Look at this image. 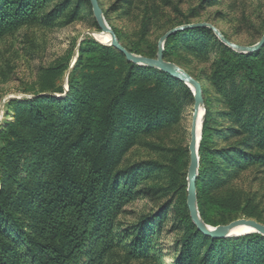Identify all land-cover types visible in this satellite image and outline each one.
Instances as JSON below:
<instances>
[{
	"label": "trees",
	"instance_id": "1",
	"mask_svg": "<svg viewBox=\"0 0 264 264\" xmlns=\"http://www.w3.org/2000/svg\"><path fill=\"white\" fill-rule=\"evenodd\" d=\"M219 1L200 0L185 24ZM97 2L108 22L122 9L118 3L125 10L132 4L115 0L103 8ZM151 20L152 11L144 7L138 39L124 49L156 57V47H140ZM85 21L99 30L89 0H0V40L28 25ZM253 30L249 46L261 40L264 17ZM70 56L39 69L31 98L6 104L0 125V264H111L118 253L126 261L158 263L155 242L168 223L177 234L172 264H264V237L213 239L191 222L186 147L166 149L165 161H126L142 139L182 126L183 113L193 104L191 91L93 40L80 45L65 91L61 82ZM186 58L204 65L194 78L215 107L206 108L198 148L200 218L212 227L241 217L263 224L254 195L232 185L248 169H264V43L239 54L208 27L194 26L169 35L163 45L162 59L191 76ZM140 199L159 204L157 210L135 223L117 220Z\"/></svg>",
	"mask_w": 264,
	"mask_h": 264
},
{
	"label": "rangeland",
	"instance_id": "2",
	"mask_svg": "<svg viewBox=\"0 0 264 264\" xmlns=\"http://www.w3.org/2000/svg\"><path fill=\"white\" fill-rule=\"evenodd\" d=\"M114 1L115 0H99L103 8H106ZM131 2V7L126 10L123 8L125 7L123 3H118L117 5L122 9L111 13L109 22L104 20L112 31L113 28L115 29L117 35L114 34L119 44L122 47L132 48L133 44L138 39L137 35L140 29L142 11L144 7H148L152 11V20L149 37L145 44H140L143 50L153 47L158 48V42L161 37L173 29L183 26L194 27L200 24L206 27H213L218 32L229 36L232 40L231 43L235 45L249 47V44L253 42L251 37L254 32L253 29L258 27L259 19L264 17L263 3H256L252 0H238L235 3L220 0L217 5L206 8L199 18L188 19L190 24L186 25L185 17L191 9L197 7L200 0H131ZM245 20L247 26L244 25ZM250 27L253 28L251 29ZM102 35L100 30L92 28L89 22L85 21L76 22L65 27H43L37 24L28 25L2 38L0 40V125L5 119L6 104L10 100L29 99L32 97V93L37 90L39 86V69L53 66L61 58L71 53L68 69L61 82L62 87L66 91L68 75L75 64L80 45L85 40L95 41L94 38L101 42L99 38ZM183 56L184 55H182V57ZM185 61L189 64L187 70L191 73V77L193 78L199 75L201 69L204 68V65L196 63L191 58H186ZM174 65L188 73L179 65ZM237 81L239 84L241 83L240 80ZM203 85H205V83ZM211 103V96L208 100L203 98V119L207 112L206 108H210L212 111L215 109ZM192 109L193 104L184 111L183 119L185 120L182 122L181 127H173L170 130L161 131L151 138L139 141V143L128 152L126 161L130 164L149 159L160 162L168 159L166 149L175 146H184L187 150L189 127L193 114ZM245 119L246 118H244V120ZM187 171L188 167L186 170V180ZM232 186L236 190L241 189L244 192L250 191L254 195V202L258 205L260 216L264 220V169H248ZM158 205H154L148 200H136L125 207L127 214L118 217L117 220L126 223H135L140 216L147 215L157 210ZM240 219L246 218L241 217ZM169 225L168 223L165 226L158 240L155 242L156 249H158L159 252L158 258L161 262L156 263V261L144 260L126 261L123 255L118 253L111 256L110 263L172 264L174 258L173 245L177 234L169 231ZM262 225H264V223ZM207 226L212 227L210 225Z\"/></svg>",
	"mask_w": 264,
	"mask_h": 264
},
{
	"label": "water",
	"instance_id": "3",
	"mask_svg": "<svg viewBox=\"0 0 264 264\" xmlns=\"http://www.w3.org/2000/svg\"><path fill=\"white\" fill-rule=\"evenodd\" d=\"M92 15L97 23V26L102 34L109 35L110 42L108 45L102 44L95 41L101 45L109 46L115 48L117 51H119L127 61L132 62L133 64L144 66V67H150L157 69L170 77L182 82L192 93L193 96V114L191 117V123L189 127V142L187 146L188 151V157H189V163H188V171H187V189H186V208L189 213V217L191 219V222L194 224L196 229L203 234L204 236L217 239V238H227L229 235H235V230L239 227L250 229V233H243L239 236H246L250 234H257L262 237H264V225L257 223L253 220L248 219H240L233 221L227 225L217 226V227H209L207 226L202 219L200 218V215L197 210V203H196V177L198 174V148L199 143L201 139V129H202V123H203V115H204V108H203V97H202V89L201 84L199 81L195 80L193 77H191L188 73L181 70L177 66H175L172 63L166 62L162 59V52H163V45L166 40V38L174 34L182 29L185 28H191L193 26H183L180 28L173 29L169 32H167L158 42V48H157V54L155 58H146L139 55H134L130 52H128L126 49H124L118 42L114 32L110 27H108V24L103 18L101 9L98 5L97 0H89ZM197 26H205V25H197ZM211 29V31L214 33V35L219 39L220 42H222L224 45H226L228 48H230L232 51L239 53V54H251L255 51H257L262 44L264 43V34L261 38V40L249 47L239 46L235 45L229 41H227L216 29L213 27H208ZM200 110L203 111V115L199 122V130L197 129V122H198V116Z\"/></svg>",
	"mask_w": 264,
	"mask_h": 264
},
{
	"label": "bare ground",
	"instance_id": "4",
	"mask_svg": "<svg viewBox=\"0 0 264 264\" xmlns=\"http://www.w3.org/2000/svg\"><path fill=\"white\" fill-rule=\"evenodd\" d=\"M95 39V38H94ZM96 40V39H95ZM99 40L102 42V44L103 43H105V45H108V43L110 42V37H109V35H102L100 38H99ZM97 41V40H96ZM97 42H99V41H97ZM101 42H99V43H101ZM202 115H203V111L202 110H200V112H199V118H198V122H197V129L199 130V122H200V119H201V117H202ZM204 116V115H203ZM250 229H247V228H243V227H239V228H237L236 230H235V235H229V236H227V238H230V237H237L238 235H241V234H243V233H250ZM237 235V236H236ZM239 237H242V236H239Z\"/></svg>",
	"mask_w": 264,
	"mask_h": 264
}]
</instances>
